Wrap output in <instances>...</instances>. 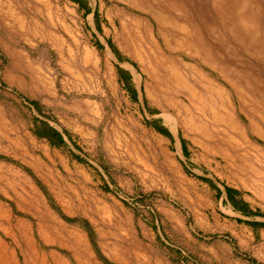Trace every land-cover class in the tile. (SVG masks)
I'll return each mask as SVG.
<instances>
[{"label": "rangeland", "instance_id": "374dc122", "mask_svg": "<svg viewBox=\"0 0 264 264\" xmlns=\"http://www.w3.org/2000/svg\"><path fill=\"white\" fill-rule=\"evenodd\" d=\"M0 264H264V0H0Z\"/></svg>", "mask_w": 264, "mask_h": 264}, {"label": "trees", "instance_id": "16d2710c", "mask_svg": "<svg viewBox=\"0 0 264 264\" xmlns=\"http://www.w3.org/2000/svg\"><path fill=\"white\" fill-rule=\"evenodd\" d=\"M162 133H164V134H168L166 131H164L163 129H159ZM50 135H52L53 134V136L54 137H56V138H59V140L61 141V142H63V137H62V135L60 134V133H58V132H55L54 130H52V129H49V132H48ZM228 192H229V194H230V196H232V191L231 190H228ZM246 214H255V213H252V212H245Z\"/></svg>", "mask_w": 264, "mask_h": 264}, {"label": "bare ground", "instance_id": "6f19581e", "mask_svg": "<svg viewBox=\"0 0 264 264\" xmlns=\"http://www.w3.org/2000/svg\"><path fill=\"white\" fill-rule=\"evenodd\" d=\"M166 118V117H165ZM167 120H171L170 118H166ZM178 124V123H177ZM172 128H174V126H172Z\"/></svg>", "mask_w": 264, "mask_h": 264}]
</instances>
